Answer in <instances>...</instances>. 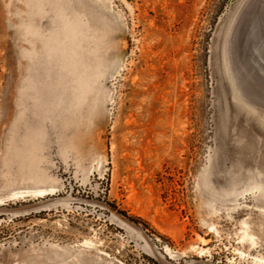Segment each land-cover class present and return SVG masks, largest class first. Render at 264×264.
<instances>
[{"label": "rangeland", "instance_id": "374dc122", "mask_svg": "<svg viewBox=\"0 0 264 264\" xmlns=\"http://www.w3.org/2000/svg\"><path fill=\"white\" fill-rule=\"evenodd\" d=\"M40 83L48 133L8 158ZM29 205L0 211V264H262L264 0H0V208Z\"/></svg>", "mask_w": 264, "mask_h": 264}, {"label": "bare ground", "instance_id": "6f19581e", "mask_svg": "<svg viewBox=\"0 0 264 264\" xmlns=\"http://www.w3.org/2000/svg\"><path fill=\"white\" fill-rule=\"evenodd\" d=\"M61 78V76H60ZM64 80V79H62ZM66 83L62 81L61 79L58 84V88L54 90V92L57 91V108L59 107L58 112V118L59 123L57 124L58 134L60 136V144L63 148L69 149L74 151L79 157L86 154L87 149H89L88 142H87V133H84L79 126L76 125L73 121L68 119V111L69 108L66 105V101L68 98V90L66 88ZM40 89H38L36 92H33L31 95L34 99L37 101H40L45 96L47 102L45 101V105H43L40 109L36 110L37 120L30 123L26 122V119L22 117V120L20 119V122H17L13 125V133L10 137V145L13 148L14 152H11L10 156L8 158H11L14 155H19L23 161L26 162V158L32 156L33 151L36 149V146L39 145L42 140L45 139L48 132L42 129L41 125L39 123V120L46 117L45 115H48L50 113V104L48 103V99L51 98V91L50 89L47 91L44 84H39ZM47 91V92H46ZM42 104V103H41ZM27 109V108H26ZM68 110V111H67ZM36 116V115H35ZM37 126V127H36ZM31 131V133H30ZM87 134V135H86ZM54 189H38L37 195L40 197H44L47 195L54 194ZM204 249L200 250V253ZM258 262L264 264V259H257Z\"/></svg>", "mask_w": 264, "mask_h": 264}, {"label": "water", "instance_id": "95a60500", "mask_svg": "<svg viewBox=\"0 0 264 264\" xmlns=\"http://www.w3.org/2000/svg\"><path fill=\"white\" fill-rule=\"evenodd\" d=\"M90 201H93V202H96V203H99V204H102L100 201H96V200H90ZM104 205L108 206L109 205L106 203H103ZM36 205V204H35ZM35 205H29V206H25V207H21V208H0V211H16V210H22V209H31L33 207H35ZM114 214L117 216V217H120L122 218L126 223H128L129 225H132L133 227H135L136 229H138L141 233L143 234H146L140 227L137 223L133 222L132 220H129L128 218H123L121 216V214L119 212H116V211H113ZM168 264V263H166Z\"/></svg>", "mask_w": 264, "mask_h": 264}, {"label": "trees", "instance_id": "16d2710c", "mask_svg": "<svg viewBox=\"0 0 264 264\" xmlns=\"http://www.w3.org/2000/svg\"><path fill=\"white\" fill-rule=\"evenodd\" d=\"M113 207H114L115 210H117V208H116L115 206H113ZM118 212H119L120 214L125 215V217L128 218L129 220L135 221V219H133V218H131V217H129V216H126V214H125L124 212H120V211H118Z\"/></svg>", "mask_w": 264, "mask_h": 264}]
</instances>
